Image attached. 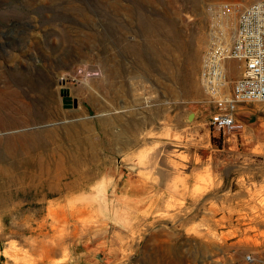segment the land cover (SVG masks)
<instances>
[{"label": "rangeland", "instance_id": "obj_1", "mask_svg": "<svg viewBox=\"0 0 264 264\" xmlns=\"http://www.w3.org/2000/svg\"><path fill=\"white\" fill-rule=\"evenodd\" d=\"M255 1L0 0V91L32 120L0 159L55 141L44 172L0 161V264H264V104L219 139L200 84L217 11L234 35Z\"/></svg>", "mask_w": 264, "mask_h": 264}, {"label": "built area", "instance_id": "obj_2", "mask_svg": "<svg viewBox=\"0 0 264 264\" xmlns=\"http://www.w3.org/2000/svg\"><path fill=\"white\" fill-rule=\"evenodd\" d=\"M232 9V4H222L216 20ZM219 24L216 21L213 41L203 59L200 84L213 108L210 127L219 139L229 140L245 131L246 125L239 119L242 106L264 104V0L242 7L231 44L215 36ZM231 61L241 70L234 82L229 80L227 64ZM247 260L253 259L248 256Z\"/></svg>", "mask_w": 264, "mask_h": 264}, {"label": "bare ground", "instance_id": "obj_3", "mask_svg": "<svg viewBox=\"0 0 264 264\" xmlns=\"http://www.w3.org/2000/svg\"><path fill=\"white\" fill-rule=\"evenodd\" d=\"M223 17L225 18V21H227V30L224 29V25L222 27V25L220 24L219 25V34H217L215 36L218 37V39L221 40L223 43L229 45L232 42L231 35H232V38H233V27L236 24L235 12L234 11H230L229 13H227L226 15H224ZM225 25H226V23H225ZM212 36H214V34ZM5 94H6L5 92L0 91V129H2V128H9V127H15V126H19L21 124H26V123H31L32 120H31V115L29 114V110H27L26 107L15 106L16 105V102H19L18 101L19 96L17 94H12L11 97H8ZM21 114H24L26 117L23 118V119H21L20 118L22 116ZM51 133H52V131H50V132L47 133V138L46 139L48 141L45 140L44 138H42V136H41L42 134H38L37 135V133H36V135L35 134H32L31 137L29 136L30 138L27 137V136H25L24 138L23 137L6 138L4 141L1 142L2 143L1 145L3 147V150H2L3 151V156L0 159V161H7V162L13 163L14 161H16V159H19V158H22L21 160H24V161L25 160H29V161L31 160L32 163L33 162L37 163L38 169H41V171L44 172L45 171V168H44V160L42 159L41 155L40 154L33 155L32 153L34 151L36 152L37 150H40L39 148L40 147H43L44 145H53V144H55L54 138H52V136L54 135V133H52V134ZM67 153H68L67 151L63 150V154L65 156V159H66V157L69 158L68 155H67ZM52 154L49 155L50 159H52V158L55 157V155L52 156ZM55 162H56V160H55ZM56 164H58V163H56ZM46 172L47 173H50L51 171H47L46 170ZM0 176L3 177V178H5V177L6 178H10L9 177V172L5 168H3V167H0ZM26 181H28V180H26ZM9 188H11V186ZM45 190H47V189H45Z\"/></svg>", "mask_w": 264, "mask_h": 264}, {"label": "crops", "instance_id": "obj_4", "mask_svg": "<svg viewBox=\"0 0 264 264\" xmlns=\"http://www.w3.org/2000/svg\"><path fill=\"white\" fill-rule=\"evenodd\" d=\"M227 66H228V69H229V73H230V76H233L234 75V73H236V71H240V69L238 68V64L236 63V62H234V61H231V62H229L228 64H227ZM236 69V70H235ZM234 70V71H233ZM238 77H240L239 75H237V76H234V78H235V80L238 78ZM232 82H234V80L232 81ZM255 109H252V111H254ZM248 111V106H242V108H241V111H240V115H239V119H240V121H242L243 122V114L242 113H245V112H247ZM244 123V122H243ZM245 124V123H244ZM261 131V133H259L258 134V140L257 141H260L261 143H263L264 144V130L263 129H261L260 130ZM175 173L174 172H172V179H174L175 178Z\"/></svg>", "mask_w": 264, "mask_h": 264}, {"label": "water", "instance_id": "obj_5", "mask_svg": "<svg viewBox=\"0 0 264 264\" xmlns=\"http://www.w3.org/2000/svg\"><path fill=\"white\" fill-rule=\"evenodd\" d=\"M193 118V114L190 116V119H192Z\"/></svg>", "mask_w": 264, "mask_h": 264}, {"label": "trees", "instance_id": "obj_6", "mask_svg": "<svg viewBox=\"0 0 264 264\" xmlns=\"http://www.w3.org/2000/svg\"><path fill=\"white\" fill-rule=\"evenodd\" d=\"M0 260H2V259H0Z\"/></svg>", "mask_w": 264, "mask_h": 264}]
</instances>
